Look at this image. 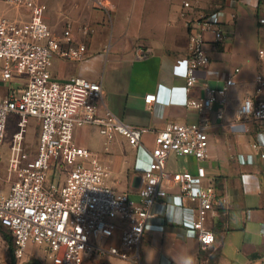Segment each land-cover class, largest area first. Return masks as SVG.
<instances>
[{"label":"built area","instance_id":"2783aa9c","mask_svg":"<svg viewBox=\"0 0 264 264\" xmlns=\"http://www.w3.org/2000/svg\"><path fill=\"white\" fill-rule=\"evenodd\" d=\"M4 1L11 8L28 10L30 15L23 23L0 15V82L24 78L19 91L7 88L0 96V146L9 117H17L7 162L11 183L7 192H0V225L12 236L15 259L22 258L27 244H35L43 247L50 264H83L88 258L105 255L141 264L138 247L157 215L151 208L160 204L172 210L173 206L165 203L171 185L179 189V224L195 233L202 249L212 244L213 234L205 220L224 199L210 183H204L202 163L208 158V138L201 120L149 130L126 125L107 109L101 111L99 83L75 76L60 82L50 75L55 56L71 62L85 58L86 46L75 43L72 24L64 26L58 39L43 21L45 7L38 0ZM183 7L190 5L184 2ZM224 25L225 12L221 9L203 14L189 25L184 72L185 107L199 115L215 109L217 119H221L226 93L234 85L231 78L217 86L203 83L201 98L188 95L197 83V72L209 65L205 34H211L214 43L221 42ZM145 56L144 49L134 50L135 58ZM258 56L264 59V49L258 50ZM262 92L264 70L255 77V93ZM154 101V94L144 96L145 104ZM236 117L264 122V100L245 99ZM31 119L39 128L33 158L21 147ZM84 126L96 127L107 143L120 136L132 148L141 145L145 134L152 135L150 167L138 175L141 187L137 199L104 185L106 169L73 139L74 130ZM251 147L257 149L258 144ZM1 155L0 148V159ZM170 155L193 158L197 163L194 174L166 171ZM187 203L193 204L192 209L183 207ZM162 219L165 224L172 221L167 215Z\"/></svg>","mask_w":264,"mask_h":264},{"label":"crops","instance_id":"0c3cea01","mask_svg":"<svg viewBox=\"0 0 264 264\" xmlns=\"http://www.w3.org/2000/svg\"><path fill=\"white\" fill-rule=\"evenodd\" d=\"M99 2L101 6L98 0H38L45 7L42 18L52 36L60 39L64 26L70 23L75 43L86 46L81 62L55 56L51 77L61 82L75 76L99 83L100 110H109L129 126L163 130L169 123L193 124L201 120L208 138V158L202 163L204 183H210L224 199L206 217L205 226L212 232L213 242L202 249L195 233L179 224V189L168 186L165 203L172 205L174 200V206L172 210L160 204L151 208L157 215L145 229L138 247L141 264H182L187 256L193 258L194 264H264V137L259 136L264 133V122L236 117L245 99L264 100V92L255 93V77L264 70V59L258 56V50L264 49V0ZM184 2L190 7L184 8ZM217 9L225 12L224 38L214 43L211 34H205L209 65L197 72V83L188 97L201 98L203 83L217 86L231 78L234 85L226 93L221 119L216 118L215 109L199 115L186 108L183 90L189 25L199 12ZM250 9L256 20L255 39H243L236 21L246 19ZM11 11L13 18H5L21 23L30 19L26 9ZM138 47L146 51L142 59L134 57ZM15 79L23 86V77ZM148 94L155 95L151 104L144 103ZM29 123L37 125L34 119ZM82 128L86 133L92 127L84 126L73 133L75 143L84 148L77 140ZM253 143L258 144L257 149H252ZM111 146L113 155L99 162L108 172L104 185L137 199L141 187L138 175L150 167L153 137L145 134L137 148L119 137ZM118 150H122L121 154ZM196 166L191 157L170 155L165 169L194 174ZM183 207L192 209L193 204ZM163 215L174 216V221L172 218L165 224ZM94 259L128 264L109 255L88 258L84 264Z\"/></svg>","mask_w":264,"mask_h":264},{"label":"rangeland","instance_id":"374dc122","mask_svg":"<svg viewBox=\"0 0 264 264\" xmlns=\"http://www.w3.org/2000/svg\"><path fill=\"white\" fill-rule=\"evenodd\" d=\"M46 2L47 0H42ZM210 11L199 12L198 16L209 13ZM0 15H3L7 18H13V12L11 8L5 3L4 0H0ZM236 28L239 32H242L244 37L243 39L252 38L255 39V30H256V20L253 10H248L246 19H237ZM254 37V38H253ZM6 88H13L19 90L22 88V85L15 78L10 81V83L2 84L0 82V92H3ZM16 116H10L7 122L6 135L1 143V159H0V192H7L11 179L8 178L7 174V162L10 155V149L12 146V134L16 131ZM88 132H84L82 128L81 134L77 135V140L84 146L86 150L91 152L99 161L102 162V159L107 155H113L111 144L115 139L122 137L115 135V137L109 143L99 134L98 129L94 126ZM76 128V129H80ZM75 129V130H76ZM74 130V131H75ZM39 128L38 125H33L28 123L26 134L23 137L21 142V147L23 153H26L28 157L33 158L36 152L37 145V136ZM122 150H118V153L121 154ZM51 176V173L49 174ZM2 231H4L8 236H11L9 232L0 227V264H10V258L7 251L6 242L2 236ZM33 262H38L40 264H50L47 253L40 245L27 244L24 250V254L21 259H15L14 264H30ZM84 264V263H83ZM86 264H108L105 260H92Z\"/></svg>","mask_w":264,"mask_h":264},{"label":"trees","instance_id":"16d2710c","mask_svg":"<svg viewBox=\"0 0 264 264\" xmlns=\"http://www.w3.org/2000/svg\"><path fill=\"white\" fill-rule=\"evenodd\" d=\"M0 227L1 228H4L1 225H0ZM4 229H6V228H4ZM2 236H3V238H4L5 242H6V245H7V251H8L9 258H10V264H14L15 263V257H14V254H13V252H14V246H13L12 236H8L4 231H2ZM30 264H40V263L33 262V263H30Z\"/></svg>","mask_w":264,"mask_h":264},{"label":"clouds","instance_id":"9594fccd","mask_svg":"<svg viewBox=\"0 0 264 264\" xmlns=\"http://www.w3.org/2000/svg\"><path fill=\"white\" fill-rule=\"evenodd\" d=\"M260 137H264V133L259 134ZM174 206V200L171 202ZM171 215V214H170ZM174 221V216L172 217ZM209 240H211V237H209ZM182 264H194V260L191 256H187L183 259Z\"/></svg>","mask_w":264,"mask_h":264}]
</instances>
